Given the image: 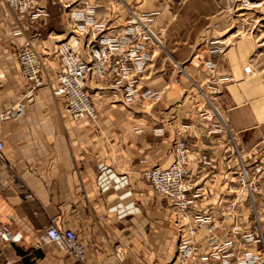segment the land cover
Wrapping results in <instances>:
<instances>
[{"label":"crops","instance_id":"obj_1","mask_svg":"<svg viewBox=\"0 0 264 264\" xmlns=\"http://www.w3.org/2000/svg\"><path fill=\"white\" fill-rule=\"evenodd\" d=\"M221 4L70 0L64 7L60 0H34V19L31 10L18 15L0 5V115L12 112L0 118V226L13 235L0 242V264H81L47 240L44 229L52 218L59 229L74 230L86 264L172 260L185 221L169 198L151 189L146 172L171 164L178 138L210 159L188 167L196 209L190 206L187 214L211 210L229 223L223 212L235 196V174L264 143V89L245 67L246 47L223 45ZM88 10L93 35L110 37L121 35L134 15H148L158 39L151 32L156 43L148 45L149 59L135 80L139 92L150 89L157 100L127 103L122 88L90 83L98 118L74 120L54 84L32 89L20 77L18 50L30 42L45 76L53 78L58 44L76 33L77 11ZM233 149L236 163L228 154ZM233 212L248 225L256 214L264 231V194L240 200Z\"/></svg>","mask_w":264,"mask_h":264},{"label":"built area","instance_id":"obj_2","mask_svg":"<svg viewBox=\"0 0 264 264\" xmlns=\"http://www.w3.org/2000/svg\"><path fill=\"white\" fill-rule=\"evenodd\" d=\"M60 2L64 7H70V0ZM247 4L243 0L241 7ZM0 5L10 7L18 15L31 10V19L39 15L34 0H0ZM76 19L77 26L83 28L92 23V13L90 10L77 11ZM149 20L145 15L143 19L133 18L129 22H142L145 25V21ZM127 27L121 36L100 34L88 38L81 46L80 37L75 33L69 34L57 46L60 67L50 79L45 76L33 45L26 42L18 50L19 75L32 89L54 84V93L64 100V112L74 120L96 121L98 118L89 91L90 83L109 81L114 89L122 88L127 103L137 98L157 100L159 97L150 89L138 91L135 76L144 70L148 53L146 42L141 39L143 35L138 34L134 26H131V31ZM208 66L211 71L215 70L210 62ZM11 114L3 113L0 118ZM3 149L4 141L0 135V157ZM171 151V164L167 167L153 166L146 172V178L155 193L174 203L182 213L185 224L180 225L172 260L153 264H264V231L256 214H250L248 225L240 214L233 212L240 200L248 201L254 195L264 194V161L241 163L235 174V196L230 208L223 212L230 216V221L224 225V216L216 217L201 211L188 215L186 212L195 199L191 194L194 182L188 167L191 163H209V157L193 151L181 138L174 140ZM220 228H223V232H219ZM44 232L48 241L62 245L68 255L86 264L85 247L74 230L59 229L52 218ZM12 237V231L7 225L0 226L1 243L10 242Z\"/></svg>","mask_w":264,"mask_h":264},{"label":"rangeland","instance_id":"obj_3","mask_svg":"<svg viewBox=\"0 0 264 264\" xmlns=\"http://www.w3.org/2000/svg\"><path fill=\"white\" fill-rule=\"evenodd\" d=\"M246 1L248 2L247 6L241 7L243 0H222V9L220 16H223V14L224 16L219 19L221 21L220 27L217 28L220 29V39L226 38V42H224L225 44L223 45L237 47L240 44H243L246 47L245 63H248V65L252 68L253 72L249 71V66L245 67L248 68V73L252 74V77L258 80V82L262 85V88L264 89V0ZM143 16L139 17L143 19ZM133 25L136 26L138 25V23L128 22V26L130 27L128 31H131V26ZM145 25L148 26L150 32L155 35L154 28L149 25V21H145ZM73 29L76 30L75 34L80 37V40L82 39L83 41L87 38L91 39L92 37L100 35H93L92 31L89 30L88 26H84L83 28L76 26ZM126 29H128L127 25L125 27V30ZM136 32L138 34L141 33L143 35L141 39L143 40V42H146V49L148 45H154V43H156V41L151 37L148 32L144 30H136ZM123 33L121 35H123ZM155 36L158 39V36ZM81 45L82 43H80V46ZM147 58L149 59V54ZM202 114L204 115V113H201L200 115L202 116ZM212 119L217 120L216 117H212ZM217 125L220 126L221 130L223 129L221 120L217 121ZM211 128L213 130L214 127ZM258 149L260 152L254 151L250 156L244 158L243 160L247 161L248 163L259 161L262 158L264 160V143ZM237 153L238 152L236 151V149H233V151H230L228 153L231 156L232 161H234L235 163L237 162V158L235 157V154ZM227 157L228 155H226V158ZM195 188H197L196 185ZM197 195H200V192L197 193ZM190 206L196 209L195 205ZM200 211H203L204 213L211 212V210Z\"/></svg>","mask_w":264,"mask_h":264},{"label":"bare ground","instance_id":"obj_4","mask_svg":"<svg viewBox=\"0 0 264 264\" xmlns=\"http://www.w3.org/2000/svg\"><path fill=\"white\" fill-rule=\"evenodd\" d=\"M134 18H137L135 15H134ZM133 19V18H132ZM135 30L137 31H141V30H146L150 35H151V32L150 30L148 29V26L144 25V23H139L138 25L134 26ZM152 37V35H151Z\"/></svg>","mask_w":264,"mask_h":264}]
</instances>
